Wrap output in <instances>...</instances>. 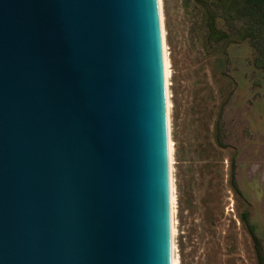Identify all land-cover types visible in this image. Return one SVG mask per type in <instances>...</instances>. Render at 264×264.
I'll return each instance as SVG.
<instances>
[{"label":"water","instance_id":"95a60500","mask_svg":"<svg viewBox=\"0 0 264 264\" xmlns=\"http://www.w3.org/2000/svg\"><path fill=\"white\" fill-rule=\"evenodd\" d=\"M0 264H167L155 0H0Z\"/></svg>","mask_w":264,"mask_h":264},{"label":"rangeland","instance_id":"374dc122","mask_svg":"<svg viewBox=\"0 0 264 264\" xmlns=\"http://www.w3.org/2000/svg\"><path fill=\"white\" fill-rule=\"evenodd\" d=\"M163 13L179 264H256L239 214L248 212L264 249V70L239 35L208 43L193 0H163Z\"/></svg>","mask_w":264,"mask_h":264},{"label":"trees","instance_id":"16d2710c","mask_svg":"<svg viewBox=\"0 0 264 264\" xmlns=\"http://www.w3.org/2000/svg\"><path fill=\"white\" fill-rule=\"evenodd\" d=\"M204 13L205 39L218 43L232 35L247 39L256 50L253 65L264 70V0H193ZM219 121L215 124L214 140L222 146ZM230 185L235 193L238 186L234 176V162L230 165ZM252 240L256 264H264V249L255 232L248 212L239 214Z\"/></svg>","mask_w":264,"mask_h":264},{"label":"bare ground","instance_id":"6f19581e","mask_svg":"<svg viewBox=\"0 0 264 264\" xmlns=\"http://www.w3.org/2000/svg\"><path fill=\"white\" fill-rule=\"evenodd\" d=\"M157 36L160 64V79L163 107L165 174H166V214H167V264H179L175 248L176 235V192L173 178V141L171 138L170 99V58L166 42L163 0H155Z\"/></svg>","mask_w":264,"mask_h":264}]
</instances>
